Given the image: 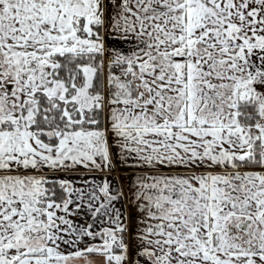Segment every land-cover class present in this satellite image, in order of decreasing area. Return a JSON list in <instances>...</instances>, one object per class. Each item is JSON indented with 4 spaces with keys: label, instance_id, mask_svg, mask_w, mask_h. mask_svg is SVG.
<instances>
[{
    "label": "snow or ice",
    "instance_id": "obj_1",
    "mask_svg": "<svg viewBox=\"0 0 264 264\" xmlns=\"http://www.w3.org/2000/svg\"><path fill=\"white\" fill-rule=\"evenodd\" d=\"M0 264H264V0H0Z\"/></svg>",
    "mask_w": 264,
    "mask_h": 264
}]
</instances>
